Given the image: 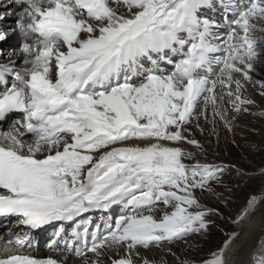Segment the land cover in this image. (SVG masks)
I'll use <instances>...</instances> for the list:
<instances>
[{
    "label": "snow or ice",
    "instance_id": "6c2138e0",
    "mask_svg": "<svg viewBox=\"0 0 264 264\" xmlns=\"http://www.w3.org/2000/svg\"><path fill=\"white\" fill-rule=\"evenodd\" d=\"M13 2L21 9L23 66L0 64V217L9 222L0 264H103L105 255L111 264H136L141 248L206 235L211 218L224 217L196 192L213 191L224 167L185 162L194 155L181 145H201L183 135L184 125L194 115L207 119L211 106L213 122L232 130L249 112L245 84L264 88L252 75L264 64L257 23L264 0ZM217 9L219 19L206 14ZM159 204L165 210L157 218ZM113 206L121 207L114 223L93 228L83 218ZM262 208L264 189L232 222ZM12 218L23 233L12 230ZM68 221L76 227L66 236ZM46 225L55 229L47 247L57 255L26 254L32 230ZM237 239L239 232H229L199 264H228ZM13 245L20 251L10 253ZM244 264H264V235Z\"/></svg>",
    "mask_w": 264,
    "mask_h": 264
},
{
    "label": "rangeland",
    "instance_id": "374dc122",
    "mask_svg": "<svg viewBox=\"0 0 264 264\" xmlns=\"http://www.w3.org/2000/svg\"><path fill=\"white\" fill-rule=\"evenodd\" d=\"M4 10L6 8H0V18L6 17L2 15ZM257 23L264 27V21ZM18 39L17 33L10 38L7 36L4 41L12 49L17 48ZM258 66L259 73L256 69L252 73L253 79L264 81V64ZM216 91L219 94L221 89L218 87ZM262 93H264V88L259 83L248 82L245 84L243 95L253 100L254 104L249 106V112L240 114L238 119L232 122V130L225 127L218 118L213 122L211 106L207 109V119L201 115L197 121L194 115L191 122L184 125L183 135L189 140H197L201 145L198 148L184 143L185 146H188L185 150L194 155V159L185 162L195 163L199 161L200 163L224 167L223 173L226 174V177L221 176L218 182H211L213 191L201 192L197 190L196 192L201 203L215 208L224 218L212 217L214 223L204 236L197 234L189 236L187 242L175 241L147 250L141 248L140 257L136 256L140 259V263L146 257L147 252L160 249V253L151 257L158 263L163 260L168 264H180V261L188 260L199 264L200 260L205 258L210 251L222 246L229 232L235 230L240 235L241 231L255 216L257 211L242 221L240 225L232 222L237 213L245 206L250 195L259 194L264 189V176L261 175V172L264 171V94ZM226 99L227 97H225ZM202 107L203 104L201 103L196 110L197 114ZM197 123L199 127H197ZM164 210L158 211V215H162ZM167 210L171 211V209ZM229 253L230 250L226 258H228ZM163 256H166L165 259ZM104 264H111L110 259H106Z\"/></svg>",
    "mask_w": 264,
    "mask_h": 264
},
{
    "label": "bare ground",
    "instance_id": "6f19581e",
    "mask_svg": "<svg viewBox=\"0 0 264 264\" xmlns=\"http://www.w3.org/2000/svg\"><path fill=\"white\" fill-rule=\"evenodd\" d=\"M0 8H6V10L2 11V15L6 17L0 18V34H4L5 39H6L7 36H9L10 38L11 36H14V34L17 35L18 33L19 39L22 38V42H21L22 44L24 42V39L19 33V30L17 28L18 14L21 11L20 8L13 2V0H0ZM3 28H5V30H3ZM12 32H14V34H11ZM257 34H260V33H257ZM21 44L17 48L10 49L9 46L6 45V41H4L3 39L2 43H0V53H2V55H0V60H2V63L0 62V64H6L9 61H13L14 59H17V63H15L14 66L16 68L22 67L23 66V53L20 52ZM258 67H257V73H259V70H260ZM2 88L0 90H2ZM169 144H172V142H170ZM181 146L186 149L188 148V146H185L184 144H182ZM158 214L156 216L157 218L160 217V215ZM261 235H264V208H262L261 210H258L255 216L249 221V223L241 231L239 235V239L235 241V243L232 246V250H230V253L228 255V258H227L228 264H244V262L248 259L250 250L255 246L257 239ZM39 240H41V238H39ZM0 244L2 245V250H3V243H0ZM8 251L10 253H14L18 251V248L15 245H13L12 247L8 249ZM156 251L150 250V253L147 252L146 257L144 258L154 261L151 257L152 255L155 256V254L160 253V249ZM139 252H141V249H139ZM120 254L123 255V250H121ZM32 255H36L38 257H46L49 255H52L55 257L57 253L50 252L49 249L44 247L38 250L36 254L33 253ZM163 257L165 259L166 256H163ZM106 259H109L108 255H105L103 257V264L105 263ZM133 259L136 261V264H141L140 259L137 258L136 256H133ZM157 264H160V263L157 262Z\"/></svg>",
    "mask_w": 264,
    "mask_h": 264
},
{
    "label": "trees",
    "instance_id": "16d2710c",
    "mask_svg": "<svg viewBox=\"0 0 264 264\" xmlns=\"http://www.w3.org/2000/svg\"><path fill=\"white\" fill-rule=\"evenodd\" d=\"M224 175H222L223 176V178H225L226 177V174L225 173H223Z\"/></svg>",
    "mask_w": 264,
    "mask_h": 264
}]
</instances>
